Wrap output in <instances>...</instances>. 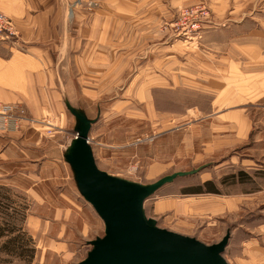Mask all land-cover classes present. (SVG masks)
<instances>
[{
	"label": "crops",
	"instance_id": "0c3cea01",
	"mask_svg": "<svg viewBox=\"0 0 264 264\" xmlns=\"http://www.w3.org/2000/svg\"><path fill=\"white\" fill-rule=\"evenodd\" d=\"M79 1L0 0V11L11 16L21 42L16 48L5 42L10 53L0 55V101L23 102L38 118L63 115L66 101L79 106L77 101H97L114 92L124 84L130 69L134 72L131 85L149 86V102L154 101L158 85L165 87L166 93L199 85L211 95L212 109L203 112L199 108V112L203 118H213L216 141L228 133L233 147L252 138V146H259L261 157L244 159L241 164L253 171L264 166V120L258 126L251 120L259 119L262 111L253 116L250 109L264 100V13L258 16L264 12L262 2L259 9L258 0H206L220 24L207 26L199 51L190 55L149 52L141 64V43L148 40L152 44L160 37L156 26L167 16L169 7L199 0H96L98 11L93 14L87 10L88 0ZM131 29L133 36L129 35ZM131 40L133 59L138 58V63L129 67L124 59L130 56ZM232 66L236 69H230ZM134 96L142 100L139 91ZM222 102L227 105L221 106ZM85 111L92 117L89 109ZM226 118L229 121H224ZM37 129L23 125L14 138L10 137L11 145L3 155H15L12 159L23 166H36L33 181L50 182V190L42 194L30 190L33 204L26 220L40 259L47 262L52 255L51 261L79 264L91 248L89 241L100 236L104 223L80 195L63 158L72 138L66 140L60 130L48 137L44 129ZM47 162L51 163L48 173ZM231 163L235 165L229 166L228 172L240 169V163ZM206 176L202 182L210 179ZM218 202L212 207L221 210ZM227 204L236 208L231 200ZM171 206L157 202L155 213Z\"/></svg>",
	"mask_w": 264,
	"mask_h": 264
},
{
	"label": "rangeland",
	"instance_id": "374dc122",
	"mask_svg": "<svg viewBox=\"0 0 264 264\" xmlns=\"http://www.w3.org/2000/svg\"><path fill=\"white\" fill-rule=\"evenodd\" d=\"M87 2L89 4L87 10L92 14L96 13L98 10L95 6H98V2L96 0ZM200 2L206 3L210 9L213 18L210 26L220 24L215 21L216 14L206 0L170 6L167 16L163 17L156 26L160 37L154 39L152 44H148V40L141 43L143 50L141 64L148 59L149 52L156 54V52L173 51V53L185 52L190 55L203 47L205 30L198 41L185 42L182 38L176 37L175 32L172 33L169 28L171 22L175 21L179 9ZM261 2L264 4V0H258L259 9L263 5L260 4ZM70 13L69 17L72 16ZM261 13L258 16H263L264 12ZM129 35H134L132 29ZM129 45L130 56L124 60L131 67L138 63V58L133 59L132 40ZM7 53H10V48L0 39V55L6 56ZM230 69L236 67L232 66ZM133 77L134 72L130 69L126 71L124 84L118 89L115 88L114 92H110L107 96L102 95L97 101L76 102L79 106L89 109L92 115L90 118L97 119L92 125L90 139L98 166L110 174L144 184L155 182L176 171L201 168L194 175L178 177L162 186L145 202L146 215L154 216L162 228L196 237L206 244L221 241L230 230L231 237L223 253L225 259L230 264H264V166H258L260 169L253 171L241 164L247 158H260L259 146H252V138H250L245 143L231 147V142L228 141L229 135L224 133L225 130L221 131L224 134L220 135V142L216 141L217 132L214 130L213 118H203L199 112V108L203 112L212 109L211 95L206 93L207 90L204 91L203 87L188 85L166 93L165 87L158 85L154 101L149 102V86L131 85ZM137 91L141 93L142 100L135 98L134 92ZM223 95L226 96L222 94L221 97H224ZM223 102L221 106L227 105V102L224 104ZM255 104L257 105L250 107L252 115L255 116L260 111L262 113L259 119L251 120L254 121L255 126H258V123L264 120V100L260 99ZM30 116L34 117L31 112ZM34 118L43 123H26L27 126L36 131H39L37 128L44 129L48 137L54 136L59 130L66 140L74 136L75 117L67 110V106L63 115ZM47 121L53 126L47 124ZM224 121L229 119L226 118ZM49 128L52 130L51 134L48 133ZM20 131L15 133L0 131V135L7 137L0 136V229L9 231L4 234L5 236L0 237V264H61L55 260L51 261L50 259H54L52 255L47 257V262L40 259L36 242L26 227L30 206L33 204L30 190L37 189L42 194L50 190V182L33 181L31 174L37 172L36 166L26 167L12 159L15 155H8V158L3 155L11 145L10 137ZM12 151L17 150L12 149ZM231 161L240 163L241 170L228 172L229 166L235 165ZM47 164L49 166H45L46 173L51 170V163L47 162ZM239 171H244L251 178L244 179V182L221 184L222 178L238 174ZM205 175L210 177L206 181L214 180L217 183L220 193H184L190 191L191 187L203 185L206 182H202ZM229 200L235 203L236 208L232 209L228 206ZM218 201L222 205L221 210L212 207L219 205ZM157 202L173 204V206L162 213H155L154 206ZM6 221L10 225H3ZM13 231L15 235H24L25 246L35 248L32 259L20 257L4 248L8 238L14 236ZM103 234L104 229L101 230L100 236ZM66 264L77 263L72 261Z\"/></svg>",
	"mask_w": 264,
	"mask_h": 264
},
{
	"label": "water",
	"instance_id": "95a60500",
	"mask_svg": "<svg viewBox=\"0 0 264 264\" xmlns=\"http://www.w3.org/2000/svg\"><path fill=\"white\" fill-rule=\"evenodd\" d=\"M66 106L75 126L63 158L80 195L104 223V234L89 241L91 248L79 264H230L223 256L230 230L221 241L206 244L162 228L146 215L145 202L162 186L201 168L176 171L147 184L110 174L98 166L91 144L90 131L97 119L69 101Z\"/></svg>",
	"mask_w": 264,
	"mask_h": 264
},
{
	"label": "built area",
	"instance_id": "2783aa9c",
	"mask_svg": "<svg viewBox=\"0 0 264 264\" xmlns=\"http://www.w3.org/2000/svg\"><path fill=\"white\" fill-rule=\"evenodd\" d=\"M175 21L169 28L176 37L185 42L198 41L203 31L209 26L213 18L209 7L204 2L193 6L182 7L177 12ZM0 39L8 42L12 47H20V33L13 19L3 11H0ZM193 44V43H192ZM26 123H43L30 116L27 105L23 102L0 101V131L3 133H15L20 131ZM47 124L51 125L49 121ZM53 126V125H51ZM51 128L48 133L51 134Z\"/></svg>",
	"mask_w": 264,
	"mask_h": 264
},
{
	"label": "trees",
	"instance_id": "16d2710c",
	"mask_svg": "<svg viewBox=\"0 0 264 264\" xmlns=\"http://www.w3.org/2000/svg\"><path fill=\"white\" fill-rule=\"evenodd\" d=\"M246 178H251L250 175L245 173L244 171H239L238 174L228 175L221 179V184H228L233 182H244ZM190 191L184 193H202V192H210V193H220V189L217 183L214 180L206 181L203 185H196L189 189ZM3 225H10L8 221L6 224ZM12 225H15L12 223ZM14 230V229H13ZM6 232H9L6 230ZM5 229H0V237L5 236L6 234ZM14 234V231L12 232ZM24 235H15L8 238V240L4 243V248H6L9 252L16 253L18 256L23 258L32 259L34 257L35 248L29 247L28 245L25 246L24 244ZM28 244V243H27Z\"/></svg>",
	"mask_w": 264,
	"mask_h": 264
}]
</instances>
